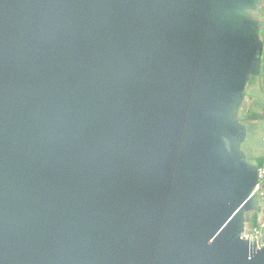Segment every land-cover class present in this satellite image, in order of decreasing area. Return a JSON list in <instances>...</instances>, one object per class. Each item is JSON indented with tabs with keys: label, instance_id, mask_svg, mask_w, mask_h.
<instances>
[{
	"label": "water",
	"instance_id": "water-1",
	"mask_svg": "<svg viewBox=\"0 0 264 264\" xmlns=\"http://www.w3.org/2000/svg\"><path fill=\"white\" fill-rule=\"evenodd\" d=\"M252 3L0 0V264H264Z\"/></svg>",
	"mask_w": 264,
	"mask_h": 264
},
{
	"label": "crops",
	"instance_id": "crops-1",
	"mask_svg": "<svg viewBox=\"0 0 264 264\" xmlns=\"http://www.w3.org/2000/svg\"><path fill=\"white\" fill-rule=\"evenodd\" d=\"M244 21L256 23L255 36L260 52L254 70L247 76L242 94L232 118L238 130L236 151L240 160L253 170L264 166V106L262 111L255 106L256 98L264 94V0H253L245 11ZM254 87V95H247V88ZM263 91V92H262ZM264 190V187H263ZM242 234L264 223V198L257 197L242 214Z\"/></svg>",
	"mask_w": 264,
	"mask_h": 264
},
{
	"label": "built area",
	"instance_id": "built-area-1",
	"mask_svg": "<svg viewBox=\"0 0 264 264\" xmlns=\"http://www.w3.org/2000/svg\"><path fill=\"white\" fill-rule=\"evenodd\" d=\"M258 183L254 190L259 198H264V166L257 169ZM242 237L247 239L256 249L264 246V223L253 228L250 232L242 234Z\"/></svg>",
	"mask_w": 264,
	"mask_h": 264
},
{
	"label": "rangeland",
	"instance_id": "rangeland-1",
	"mask_svg": "<svg viewBox=\"0 0 264 264\" xmlns=\"http://www.w3.org/2000/svg\"><path fill=\"white\" fill-rule=\"evenodd\" d=\"M262 92H263V91H262ZM253 93H254V87L249 86V87L247 88V95H248L249 97H252V95H254ZM256 100H257V102H256L255 106L257 107L258 110H261V111H262L263 106H264V94H263V95L260 94V95L256 98ZM263 113H264V110H263Z\"/></svg>",
	"mask_w": 264,
	"mask_h": 264
}]
</instances>
